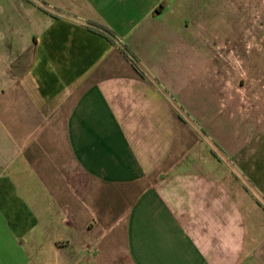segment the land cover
<instances>
[{
	"label": "crops",
	"instance_id": "obj_1",
	"mask_svg": "<svg viewBox=\"0 0 264 264\" xmlns=\"http://www.w3.org/2000/svg\"><path fill=\"white\" fill-rule=\"evenodd\" d=\"M218 1L0 0V264H264V85Z\"/></svg>",
	"mask_w": 264,
	"mask_h": 264
},
{
	"label": "rangeland",
	"instance_id": "obj_2",
	"mask_svg": "<svg viewBox=\"0 0 264 264\" xmlns=\"http://www.w3.org/2000/svg\"><path fill=\"white\" fill-rule=\"evenodd\" d=\"M209 2L219 4L218 0H209ZM40 4L44 5L41 2ZM226 11L228 23L237 22L236 28L226 29L227 38L237 37L235 44L237 49L240 47L243 53L251 52L257 56L260 70L259 84L264 85V72L262 71L264 69V0H226ZM235 45L228 46V49L234 51ZM263 98L264 96L260 94V100ZM85 208L94 212V208L90 206H85Z\"/></svg>",
	"mask_w": 264,
	"mask_h": 264
},
{
	"label": "trees",
	"instance_id": "obj_3",
	"mask_svg": "<svg viewBox=\"0 0 264 264\" xmlns=\"http://www.w3.org/2000/svg\"><path fill=\"white\" fill-rule=\"evenodd\" d=\"M86 27L102 36H104L108 41H110L113 44H118L120 50L122 51V53L127 57V59L131 62L132 66L140 73V74H144L143 70L140 68L139 63H138V58L137 56L132 52V50L126 45V44H122V43H118L117 38L115 33L95 22L92 20H87L86 21Z\"/></svg>",
	"mask_w": 264,
	"mask_h": 264
}]
</instances>
